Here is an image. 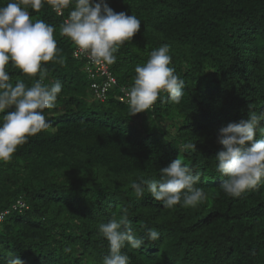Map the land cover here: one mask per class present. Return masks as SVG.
<instances>
[{
  "label": "trees",
  "instance_id": "obj_1",
  "mask_svg": "<svg viewBox=\"0 0 264 264\" xmlns=\"http://www.w3.org/2000/svg\"><path fill=\"white\" fill-rule=\"evenodd\" d=\"M105 2L136 16L141 28L107 64L116 84L104 101L92 93L84 60L73 58L75 45L59 35L73 6L60 16L47 3L39 12L29 9L56 29L65 62L42 66L45 83L59 81L62 91L56 107L44 110L51 127L0 162V212L17 201L27 206L0 223V264L9 253L23 264H103L108 241L99 225L125 207L137 236L149 228L160 234L140 249H122L129 264H264V184L228 197L215 159L223 150L220 127L264 112V0ZM163 44L170 46L169 66L185 82L181 101L162 93L150 110L131 115L118 96L130 90L136 66ZM6 70L13 84L31 86L38 78L11 62ZM261 130L264 121L256 139L264 138ZM183 143L195 144V151L185 152ZM177 158L199 175L196 187L207 200L172 209L147 192L137 200L131 183L159 179L160 169Z\"/></svg>",
  "mask_w": 264,
  "mask_h": 264
},
{
  "label": "clouds",
  "instance_id": "obj_2",
  "mask_svg": "<svg viewBox=\"0 0 264 264\" xmlns=\"http://www.w3.org/2000/svg\"><path fill=\"white\" fill-rule=\"evenodd\" d=\"M45 3L58 14L73 6L60 25L59 35L75 45L74 57L86 55L95 64H114L115 53L141 28L136 16L114 12L105 0H7L0 6V113L3 114L0 162L3 163L10 162L17 147L29 137L51 127L44 110L56 107L62 91L59 81L45 83L47 69L42 66L47 62L61 65L65 62L57 48L56 29L43 19L33 18L29 12V9L39 12ZM169 52L170 46L163 44L151 51L145 64L136 66L133 84L127 92L131 115L150 110L162 93L172 103H180L185 82L169 66ZM10 62L27 77L38 78L31 86L22 80L13 84L6 70ZM262 121L264 112H253L238 123H228L218 129L217 142L223 150L215 156L216 170L225 177L220 187L228 197H239L264 184V138H255ZM260 135L264 137V130ZM181 147L185 152L195 151L193 143H183ZM199 181V175H193L190 167L177 158L160 169L159 179L132 182L131 189L137 200L147 192L165 208L176 205L195 208L207 200L204 190L196 187ZM98 231L108 241L103 264H129L130 258L122 249L126 246L140 249L146 239L156 241L160 236L151 228L145 235L137 236L129 219V207L122 209L119 218L114 215L107 223H101ZM7 264L23 262L18 255L9 253Z\"/></svg>",
  "mask_w": 264,
  "mask_h": 264
},
{
  "label": "built area",
  "instance_id": "obj_3",
  "mask_svg": "<svg viewBox=\"0 0 264 264\" xmlns=\"http://www.w3.org/2000/svg\"><path fill=\"white\" fill-rule=\"evenodd\" d=\"M55 11V10H54ZM56 12V11H55ZM57 13V12H56ZM58 16L62 14H58ZM76 51V48L73 52ZM72 52V56H73ZM76 60H84V72L87 74L88 78L92 81L91 90L94 97L100 101L106 99L108 91L116 84L115 78L112 76L107 64H95L88 56L82 55L79 58L73 56ZM98 80V81H97ZM123 95L118 96L120 102L128 103V96L126 89L122 90ZM27 206L22 201H17L9 210L0 212V216L5 217L10 214L11 211L15 210H26ZM2 220V221H3ZM0 221V223L2 222Z\"/></svg>",
  "mask_w": 264,
  "mask_h": 264
}]
</instances>
